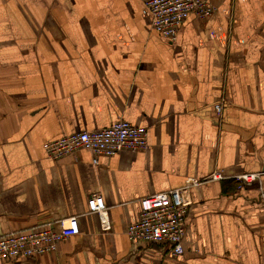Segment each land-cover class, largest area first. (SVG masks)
<instances>
[{
  "label": "crops",
  "instance_id": "obj_1",
  "mask_svg": "<svg viewBox=\"0 0 264 264\" xmlns=\"http://www.w3.org/2000/svg\"><path fill=\"white\" fill-rule=\"evenodd\" d=\"M212 3L171 42L145 0H0V237L80 227L52 254L1 264H264V0ZM118 119L147 127V150L46 154ZM245 172L259 178L241 187ZM193 180L183 255L128 239L142 197ZM93 195L103 213L88 212Z\"/></svg>",
  "mask_w": 264,
  "mask_h": 264
},
{
  "label": "built area",
  "instance_id": "obj_2",
  "mask_svg": "<svg viewBox=\"0 0 264 264\" xmlns=\"http://www.w3.org/2000/svg\"><path fill=\"white\" fill-rule=\"evenodd\" d=\"M145 4L152 16L151 28L171 42L177 40L179 27L187 18L193 16L203 20L217 11L212 0H145ZM215 108L220 110L221 105H216ZM148 146L147 127L118 119L100 130H85L61 136L47 142L45 150L48 157L55 160L86 150L93 154V163L97 164L101 156L109 157L122 151H145ZM225 176L222 171H216L209 179ZM258 178V174L249 172L235 175L241 187L251 185ZM199 183L200 181L193 180L184 187L142 197L139 201V218L127 227L128 239L136 244L164 246L174 257L183 255L189 208L186 195L191 184ZM105 210L106 204L101 195L90 197L89 213H103ZM79 233L78 216H71L55 223L3 235L0 237V264L25 257L52 254L63 241Z\"/></svg>",
  "mask_w": 264,
  "mask_h": 264
},
{
  "label": "water",
  "instance_id": "obj_3",
  "mask_svg": "<svg viewBox=\"0 0 264 264\" xmlns=\"http://www.w3.org/2000/svg\"><path fill=\"white\" fill-rule=\"evenodd\" d=\"M261 174H262L263 177H264V165H263V169H262V171H261Z\"/></svg>",
  "mask_w": 264,
  "mask_h": 264
},
{
  "label": "rangeland",
  "instance_id": "obj_4",
  "mask_svg": "<svg viewBox=\"0 0 264 264\" xmlns=\"http://www.w3.org/2000/svg\"><path fill=\"white\" fill-rule=\"evenodd\" d=\"M263 203H264V201H263Z\"/></svg>",
  "mask_w": 264,
  "mask_h": 264
}]
</instances>
